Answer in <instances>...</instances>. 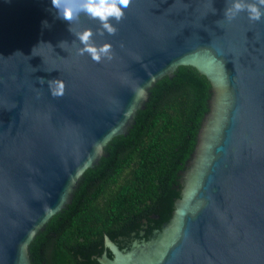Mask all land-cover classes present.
<instances>
[{
  "label": "water",
  "instance_id": "95a60500",
  "mask_svg": "<svg viewBox=\"0 0 264 264\" xmlns=\"http://www.w3.org/2000/svg\"><path fill=\"white\" fill-rule=\"evenodd\" d=\"M226 6L129 0L109 35L83 13L70 25L57 18L51 0H0V264H32L36 235L181 65L208 79L211 97L174 212L130 248L107 238L111 256L98 260L264 264V18L228 21ZM84 29L111 44V59L79 54Z\"/></svg>",
  "mask_w": 264,
  "mask_h": 264
},
{
  "label": "trees",
  "instance_id": "16d2710c",
  "mask_svg": "<svg viewBox=\"0 0 264 264\" xmlns=\"http://www.w3.org/2000/svg\"><path fill=\"white\" fill-rule=\"evenodd\" d=\"M210 97V82L190 66L158 80L128 134L108 143L107 156L84 173L72 202L36 235L29 248L32 264H100L105 251L111 256L107 238L130 248L161 228L180 197L181 172Z\"/></svg>",
  "mask_w": 264,
  "mask_h": 264
},
{
  "label": "clouds",
  "instance_id": "9594fccd",
  "mask_svg": "<svg viewBox=\"0 0 264 264\" xmlns=\"http://www.w3.org/2000/svg\"><path fill=\"white\" fill-rule=\"evenodd\" d=\"M129 0H51V6L55 9L59 19L68 21L69 25L82 13L90 19L98 20L103 34L112 35L116 31L118 23L127 7ZM223 10L224 18L228 21L234 19L241 12H246L250 21H259L264 18V0H226ZM71 31V29L69 28ZM81 47L80 55L85 53L95 62L101 59H111V44L105 42L96 45L92 42V31L84 29L74 33ZM49 89L52 95H61L64 91L63 81H50Z\"/></svg>",
  "mask_w": 264,
  "mask_h": 264
},
{
  "label": "flooded vegetation",
  "instance_id": "af4514ba",
  "mask_svg": "<svg viewBox=\"0 0 264 264\" xmlns=\"http://www.w3.org/2000/svg\"><path fill=\"white\" fill-rule=\"evenodd\" d=\"M155 217H157V218H158L159 216H157V215H156ZM147 227H148V225H147V224H145V229H146ZM145 229H144V231H145V233H146V230H145ZM155 229H157V228H155ZM151 235H152V234H151ZM151 235H150V236H148L147 238H146V236H145V238H146V239H148V238H150V237H151Z\"/></svg>",
  "mask_w": 264,
  "mask_h": 264
}]
</instances>
